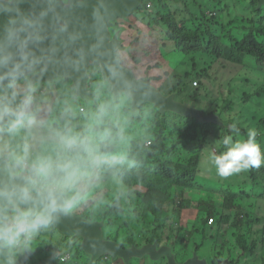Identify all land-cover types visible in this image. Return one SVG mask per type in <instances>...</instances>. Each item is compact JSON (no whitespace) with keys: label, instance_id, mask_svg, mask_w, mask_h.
Returning a JSON list of instances; mask_svg holds the SVG:
<instances>
[{"label":"trees","instance_id":"obj_1","mask_svg":"<svg viewBox=\"0 0 264 264\" xmlns=\"http://www.w3.org/2000/svg\"><path fill=\"white\" fill-rule=\"evenodd\" d=\"M238 1L252 5L253 11L259 16L263 12V9H257L258 0ZM149 3L154 9L148 7ZM211 3L215 4V8H211ZM229 6L230 4L225 3L224 0H210L209 4H205L203 0H178L177 2L144 0L136 14L138 22L132 25L129 23L126 28H139L137 29L139 35L134 39L135 42H139L142 41V38H139L142 29L148 26L157 30L156 26L160 27V48H164L163 54L161 51L159 54V50L156 52L157 43L154 47L152 45L145 47L143 56L153 63L147 70H139L135 66H138L141 60L134 57L133 42H130L126 43L127 49L120 50L122 63L130 68L137 78H149L150 83L154 86L160 85V89L167 87L166 77L174 78L172 88L166 94L175 92L176 99L189 103L195 100L197 106H201L200 108L206 113H220L223 119L231 120L233 124L241 128L242 133H247L249 128L258 129L261 135L259 143L264 151V107L251 101L253 96H261L264 91V17L257 20L253 16L246 17L251 26L243 24L239 32L227 31V24L220 19L219 14L226 12L227 16H233L228 24L234 23L235 13L229 10ZM247 8L251 9L249 6ZM209 9L213 10L211 16L208 15ZM146 18H154L155 24L150 25L146 22ZM219 27L217 31L216 28ZM223 30H226L225 35L221 34ZM224 38L228 40L223 41ZM155 41L157 42V37ZM171 50L186 55L192 54L200 61L209 54L210 59L205 67L199 69L195 67V61L192 59V68L181 73L179 63L173 67L166 59L165 54L169 56ZM124 53L128 59L131 56L137 65H126ZM220 58L229 60L224 62L244 65L243 70L248 74L241 81L246 89L242 95L226 97L225 89L222 87L230 86L232 79H223L220 82L222 87L212 105L202 99L203 92L207 89L204 81L206 78H213L211 72L218 73L217 64L224 63L218 62ZM92 78L89 88L102 98L94 94L90 101L96 99V103L81 102L79 107H84L85 110H94L98 102L112 97L111 84L108 83L109 90L104 91L103 87L106 86L102 85L100 73L93 72ZM61 82L63 83H58V86L64 85V80ZM99 86L102 87L101 91ZM122 99L129 101L127 107L126 104L122 106L126 108L124 112L128 116L118 115V110L115 111L109 126L114 130L122 127L124 136L129 130L128 127L134 128V131L137 127L145 128L150 132V144L144 147L135 145L122 153H116L118 144L114 146L110 155L106 157L108 163L103 170L105 175L98 182L106 186L107 179L113 174L117 183L122 184L123 189L125 187V194L122 198L116 197L110 194L105 186L89 190L85 201L75 212L92 219L105 218V233L126 246L157 239L159 243L172 244L180 260L192 255L194 250H198L212 263L215 262L216 257L220 256L229 257L234 264H264V211L260 214V208H264V164L260 168H252L249 173L242 172L234 180L235 183H226L223 188L226 198L222 207L211 208L205 215L198 214L199 221L191 222L192 229L180 224L177 237L171 238V235L166 234L165 231L167 221L174 222L171 217L182 209V205L189 203L190 195L195 188L199 187L203 149L208 144L213 124H202L193 118L182 117L171 112L162 114L151 103H147L136 114L131 109V99L126 96ZM77 113L80 115H76L73 122L82 125L83 113L79 111ZM142 113L146 116H142ZM253 121L257 123L254 124ZM226 135L237 138L235 133L226 130L220 135V140ZM240 137H246V135L240 133ZM221 151H224L223 146ZM244 195L254 196L251 206L242 203ZM168 205L175 208L173 215L169 214ZM150 213L152 219H149ZM211 216H214L216 221L210 224L208 219ZM56 231L61 233L59 230ZM194 231H199L200 241L190 240V235ZM48 236V233L44 234L34 242V245L52 248L51 253L54 258L46 264H67L59 260L63 250L46 242ZM221 236H225L226 241L217 248L218 239ZM80 239L78 236H62L61 242L66 244L68 251L78 254L79 251H83L80 247ZM208 239L212 241V245L205 250L204 243ZM45 258L46 256L32 257L31 261L37 260L43 263ZM160 261L168 264L165 258ZM113 264L127 263L122 258H118ZM129 264H133V259Z\"/></svg>","mask_w":264,"mask_h":264},{"label":"clouds","instance_id":"obj_2","mask_svg":"<svg viewBox=\"0 0 264 264\" xmlns=\"http://www.w3.org/2000/svg\"><path fill=\"white\" fill-rule=\"evenodd\" d=\"M26 45L22 42L19 60L0 55V161L9 178L24 175V183L0 186V264H16L18 256L35 250L38 237L80 207L108 163L106 157L123 138V128L114 130L109 121L125 99L108 97L94 110H85L66 93L58 101L59 117L37 121L40 85L31 75L40 61L29 59ZM78 111L84 116L82 125L73 122ZM230 128L237 138L224 136V151L209 153L221 178L264 164L257 129L240 137L236 124Z\"/></svg>","mask_w":264,"mask_h":264},{"label":"water","instance_id":"obj_3","mask_svg":"<svg viewBox=\"0 0 264 264\" xmlns=\"http://www.w3.org/2000/svg\"><path fill=\"white\" fill-rule=\"evenodd\" d=\"M144 0H0V55H12L19 60L21 44L27 41L23 51L29 59H39L38 71L31 78L40 87L51 86L57 79L69 80L66 84L76 105L93 99L89 88L93 72H98L104 83H110L114 98L126 96L131 99V109L138 113L143 104L151 103L164 114L171 112L193 118L202 124H214L223 131L232 130L231 120L220 113H206L197 106L175 98V93L163 94L152 86L148 78L138 79L134 72L122 64L120 50L124 49L121 38L123 28H117L119 19L137 14ZM264 6L260 0L257 9ZM10 31L14 37L10 38ZM39 87V88H40ZM240 133L243 130L241 128ZM5 183H24V175L9 178L0 161V186ZM105 219H92L73 213L62 217L48 232L56 230L65 237L81 238L80 247L96 264L102 257L111 262L122 258L127 264L133 258L145 257L152 261L165 258L168 264H234L229 257L208 258L194 250L192 255L180 260L174 246L167 242L154 241L124 246L105 233ZM35 251V252H34ZM16 259V264H39L31 261L35 249Z\"/></svg>","mask_w":264,"mask_h":264},{"label":"rangeland","instance_id":"obj_4","mask_svg":"<svg viewBox=\"0 0 264 264\" xmlns=\"http://www.w3.org/2000/svg\"><path fill=\"white\" fill-rule=\"evenodd\" d=\"M173 1L177 2L178 0H173ZM224 1H226V0H224ZM203 2L205 4H209L210 0H203ZM234 2H235L234 3L235 6L227 1V3L230 4L229 10L232 11L233 13H235L234 14V19H235L234 23L228 24V21L230 19H232L233 16H230V17L227 16L226 12H223V14L220 13V14H222L223 21L227 24V27H226L227 31L228 30H234L236 32H239L241 29L240 26H242L243 24L251 26V23L249 22V20L246 19V17L253 16L255 18V20H257L258 18L264 17V6H262L260 9H258V10L263 9L262 14L259 16L258 14H256L253 11L252 5H247L246 3L238 1V0H234ZM247 6H249L252 10L247 8ZM152 7L153 6H151L149 8L152 9ZM211 8L213 9L214 6H211ZM153 9H154V7H153ZM212 9L208 10V15H210V16L213 13ZM137 17H138V15L135 14L132 17H129L127 19H124V20L120 19L117 21V28L118 27L123 28L121 38L123 40V45L125 48L121 49V50H125L128 48V45H126V43L128 44L130 42H133V46H132L133 55L135 58H138L141 60L140 64L138 66H135V67L139 68V70L140 69H143V70L146 69L147 70L148 66L153 62L150 59H147L143 56V50L147 46L152 45L154 47V44L157 43L156 44V52H158V50H159V54H160V51L163 54L164 48H162V47L160 48V36H159L161 28L156 26L157 30H155L154 28H149L147 26V28H144L141 30V34H140L139 38H142V41L135 42L134 39L139 35V34H137V29H139V28L127 29L126 26L129 23H131V25L137 23L138 22ZM141 21H142V19H141ZM146 22H149L151 25V24H155L156 20L154 18H146ZM124 24H125V26H123ZM216 29L218 31L220 29V27L216 28ZM226 30L221 31V34L225 35ZM127 37L129 40H127V42L125 43L124 40H126ZM156 37H157V42L155 41ZM227 40H228V38L223 39V41H227ZM120 56H121V54H120ZM124 56L126 58V63H125L126 65H132V64L137 65V62L134 61V59L131 56L129 59L127 58V55L125 53H124ZM165 56H166L167 61H169V63H171L173 67H175V65H177L179 63L178 66H179V71L181 73H184V70H186V69L192 68V65H193V63L191 62L192 59L195 61V67L197 69L205 67L206 62L208 61V59H210L209 54L206 55V58L203 61H200V60H198L197 57L193 56L192 54L186 55L184 53H180V52H176V51H172V50L169 51V56L166 54H165ZM121 60H122V58H121ZM159 60H160V57H159ZM162 60H164V59H162ZM219 61L224 62V61H229V60L226 58H220ZM243 67H244V65H233V64H229V63L221 64V66L219 67L218 73L215 74V76H212L213 78H211V79L206 78V80L204 81L206 86H207V89L204 90V92H203V98H202L203 101L208 103V104H212V105L215 103V96L222 87V86H220V82L223 79H232L231 80L232 84L230 86L227 85V86L222 87L225 89V96L226 97H228L230 95H233L235 97L238 95H242L243 91L246 89V86L242 83L243 81H241V79L244 78L246 76V74H248L247 71L243 70ZM173 75H174V73H173ZM166 79H168L166 82L167 87L166 88L163 87V89H160V85L154 86V85H152V83H150V84L152 86L156 87L157 89H159L163 94H166V93H169L167 91L171 90L172 83L174 82L173 81L174 78L169 79L168 77H166ZM92 80H93V78H92ZM101 82H102L103 86H106V87H103V90L108 91L109 90V86H107L108 83H104L102 78H101ZM149 82H150V79H149ZM58 83H63V82H61V80H60ZM58 83L55 85L48 86V87L44 86V87H41L38 89L37 100H36V104H35V107L37 109V117H36L37 121H40L39 119H47V118H49V120H55L61 114L62 106L58 103V101L61 100L64 97V95L66 93H69V92L65 91L66 89H65L64 85L58 86ZM101 88L102 87L99 86L100 91H101ZM40 89H43V92L40 91ZM172 93H175V92H172ZM111 95H112V97H114L113 90H112ZM96 97L102 98V96L98 95V94ZM121 97L124 98V96H121ZM122 98H118V99H122ZM175 98H176V93H175ZM251 101H253L257 105L264 107V91H263L261 96H253L251 98ZM90 102L96 103V99L93 101H90ZM125 104L127 107L129 104V101L126 100ZM145 105L146 104H143L141 107L138 108V110L141 109L142 107H144ZM130 106L132 107L131 100H130ZM125 110H126V108L121 107L117 112L118 115L124 114L125 116H128V114L126 112H124ZM138 113H136V114H138ZM246 113H248V112H246ZM76 115H80V114L77 113ZM141 115L146 116L145 113H142ZM250 121H252V120H250ZM256 121H253V123L256 124L257 123ZM76 124H78V122H76ZM114 125H116V123H114ZM128 129L129 130H127L125 132V136L123 134L122 140H120L118 142L119 146L116 148V153L125 152L127 149L135 147V145H141L144 147V146H147L149 144L150 132L147 129H145V128L140 129L139 127L136 128V131H134V128H131V127H128ZM257 131H258L257 141L259 142L261 135H260V133H259L260 131L258 129H257ZM222 132H223V130H221V128L218 127L217 125L213 124L211 126V134H210L209 140H211V139L212 140L210 142V145L213 146L212 152H216L217 154H219V152H221V146L222 145L220 143L221 142L220 135L222 134ZM209 153H210V149H209L208 144H207V146H205L203 149L202 166L200 169V176L202 178L200 177L199 187L195 188L193 193L190 195L189 203L182 205L181 206L182 209L177 213V214H180L182 212V210H184V212H187L184 215L183 219L181 220V222H182L181 224H183L185 226V228L192 229L191 222L193 220H195V215H196L197 211H198V214L205 215L207 210L210 211L211 208L222 207V203L224 201V198H226V194L223 191L224 185L226 183H235L234 180L237 179V176H240V174H234V175L227 177V178L219 177L216 174L215 166L212 163H210L211 161L209 159ZM207 157H208V160L204 164L203 162ZM250 170L251 169H249L247 171H243V172L249 173ZM103 175H105V174L102 171L99 179H101L103 177ZM104 186H105L104 183H99L97 181L90 190L100 189V188H103ZM105 188L108 190V192L110 194H113L116 197L120 196L122 198V196L125 194V187L123 189V185L117 183V179L115 178V176L113 174L110 175L109 179H107V183H106ZM105 188H104V190H105ZM243 198H244V201L242 203L246 206H251V203L254 201V196L249 197L248 195H244ZM125 208H130V207L125 206ZM167 208H168L169 214L173 215V211H175V208H173L172 205H168ZM194 211H195V215L193 213ZM263 211H264V208H260V214H262ZM177 214L175 212V215H177ZM149 217H150L149 219H152L151 213H150ZM215 221H216V219H215ZM179 222H180V219H179ZM166 227H167L165 229L166 234H170L171 238H176L177 234L179 232V227H178L177 222L167 221ZM61 235H62L61 233L55 231L51 236L49 235L48 238H46V242L51 243L53 245V247H55V248L58 247V248L62 249L63 253H64V251L67 252L68 249H66V244L61 242L62 236H64V235H62V236ZM188 235H189V233H188ZM198 235H199V231H194L193 234L190 235V240L196 239V240L200 241L201 237H199ZM225 241H226L225 236L219 237L217 248H220V245L223 244ZM80 242H81V239H80ZM211 245H212V241L210 239L206 240L204 243L205 250H208ZM124 246H126V245H124ZM34 248L38 249V250H40V248H42V249H41V251L34 253V255L32 257L37 258L38 256H46V258H45L46 260L43 263H39V264H46L47 262L52 261V259L54 258V255L51 253L52 248L50 249L47 246H39L38 244H35ZM69 251L72 253V258L69 261H65V262H67V264H90L89 263V257L83 251H79L78 254H75L71 250H69ZM144 259L147 260V258H144ZM137 260H139V259L133 258V261H137ZM158 261H160V260H158ZM96 264H113V263L111 262L109 257H108V259L103 257V258L99 259ZM147 264H165V262L160 261L159 263H156V261L148 260Z\"/></svg>","mask_w":264,"mask_h":264},{"label":"crops","instance_id":"obj_5","mask_svg":"<svg viewBox=\"0 0 264 264\" xmlns=\"http://www.w3.org/2000/svg\"><path fill=\"white\" fill-rule=\"evenodd\" d=\"M225 3H227V1H224ZM228 2H230L232 5L234 4V0H228ZM228 4V3H227ZM211 6H214V8H215V4H213V3H211L210 4ZM222 14H223V12H222ZM222 14H219L220 15V19H223V17H222ZM127 31V30H126ZM226 34V33H225ZM127 40H129L128 39V37H127V39L126 40H124V42L126 43L127 42ZM218 62L219 63H221L219 60H218ZM221 65L220 64H217V67L219 68ZM211 75L212 76H215V74L213 73V72H211ZM212 140V139H211ZM211 140H209L208 139V147H209V149H210V152H212V148H213V146L212 145H210V142H211ZM207 160H208V157L204 160V164L207 162ZM211 163V162H210ZM239 174H241V173H239ZM187 212H184V210H182V212L180 213V214H177V215H174V216H172L171 217V219H173L175 222H177V224H178V226L182 223L181 222V220L183 219V217H184V215L186 214ZM194 213V215H195V211L193 212ZM197 215H198V211L196 212V215H195V222H198L199 220H198V218H197ZM179 219H180V222H179ZM169 221V220H168ZM169 223V222H168ZM199 252V251H198ZM200 253V252H199ZM147 258V257H146ZM148 260H150L149 258H147V260L146 259H142V260H137V261H133V264H147V261Z\"/></svg>","mask_w":264,"mask_h":264},{"label":"built area","instance_id":"obj_6","mask_svg":"<svg viewBox=\"0 0 264 264\" xmlns=\"http://www.w3.org/2000/svg\"><path fill=\"white\" fill-rule=\"evenodd\" d=\"M152 6V4L151 3H149L148 4V7H151ZM194 84H197V82H194ZM81 108H83V109H85L84 107H81ZM149 144H150V142H149ZM148 144V145H149ZM215 221V217L214 216H211L209 219H208V223H213ZM62 257H66V259H64V258H62ZM72 258V253L70 252V251H67V252H64L60 257H59V259L61 260V261H69L70 259Z\"/></svg>","mask_w":264,"mask_h":264},{"label":"flooded vegetation","instance_id":"obj_7","mask_svg":"<svg viewBox=\"0 0 264 264\" xmlns=\"http://www.w3.org/2000/svg\"><path fill=\"white\" fill-rule=\"evenodd\" d=\"M251 1H252V0H251ZM259 1H260V0H258V2H259ZM95 73H96V72H95ZM60 80H63V79H57V80L53 83V85L57 84ZM64 82H65V83H64V85H65L64 87H66V84L69 82V80H64ZM90 84H91V83H90ZM43 87H44V86H43ZM40 88H41V87H40ZM65 89H66L65 91L68 92V91H67L68 89H67V88H65ZM40 91L43 92V89H40ZM96 95H97V94H96ZM120 98H122V97H120ZM221 130H222V129H221ZM74 213H76V212H74ZM161 243H162V242H161ZM211 263H212V262H211Z\"/></svg>","mask_w":264,"mask_h":264}]
</instances>
